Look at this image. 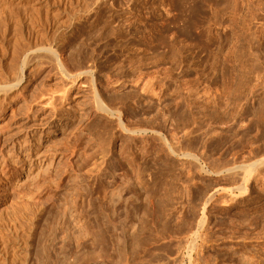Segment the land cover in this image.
I'll return each mask as SVG.
<instances>
[{
    "label": "rangeland",
    "instance_id": "obj_1",
    "mask_svg": "<svg viewBox=\"0 0 264 264\" xmlns=\"http://www.w3.org/2000/svg\"><path fill=\"white\" fill-rule=\"evenodd\" d=\"M21 68L0 264H264V0H0Z\"/></svg>",
    "mask_w": 264,
    "mask_h": 264
},
{
    "label": "bare ground",
    "instance_id": "obj_2",
    "mask_svg": "<svg viewBox=\"0 0 264 264\" xmlns=\"http://www.w3.org/2000/svg\"><path fill=\"white\" fill-rule=\"evenodd\" d=\"M204 2V1H203ZM235 3V2H234ZM205 4V3H204ZM235 6V5H234ZM235 8H236V6H235ZM250 8V7H249ZM203 9V8H202ZM205 11V10H204ZM205 13V12H204ZM218 15V12L217 13H215V15ZM214 15V16H215ZM213 16V17H214ZM47 50V49H46ZM45 50V51H46ZM29 51V50H28ZM30 53L31 52H27V53H25V57H27V56H29L30 55ZM50 53H52V54H54L55 55V53L52 51V52H50ZM38 55H40V54H38ZM48 55V54H47ZM57 55V54H56ZM21 56V55H20ZM23 56V55H22ZM34 56H35V54H34ZM49 56V55H48ZM24 57V58H25ZM32 58H33V55H32ZM34 59H35V61H37L36 60V58L34 57ZM53 59V58H52ZM61 59V58H60ZM39 60V59H38ZM62 60V59H61ZM20 61V60H19ZM58 61H59V59H58ZM27 62V61H26ZM58 64V63H57ZM20 65V64H19ZM61 65V67H60V69H61V71H63V73L66 75V76H70V73H69V71L61 64V62L59 63V65L58 66H60ZM18 67V66H17ZM16 71V70H15ZM14 71V72H15ZM24 71H25V69L24 68H21L18 72H16V74L11 78L12 79V83L10 82V83H8L7 84V79L4 81V79L3 80H1L0 79V106L4 103V102H6L7 101V92H8V90L9 89H7V86H10V87H12V86H20L21 85V83H22V81H23V73H24ZM86 72H88V71H85V73ZM7 74V73H6ZM12 75H13V73H12ZM98 109H99V107H98ZM100 109H102L104 112H107V113H113V111L111 110V109H109L107 106H105V104H103V103H101V105H100ZM99 109V110H100ZM159 137V136H158ZM213 195V194H212ZM212 195H210L208 198H207V201L208 200H210L211 198H212ZM27 214V213H26ZM31 214V213H30ZM26 216V215H25ZM27 216H29V214H27ZM24 217V216H23ZM26 218V217H25ZM148 221H150V219H147Z\"/></svg>",
    "mask_w": 264,
    "mask_h": 264
}]
</instances>
